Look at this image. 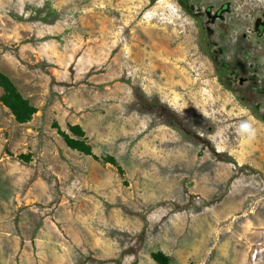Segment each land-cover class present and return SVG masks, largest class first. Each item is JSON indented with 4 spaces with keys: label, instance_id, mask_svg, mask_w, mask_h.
<instances>
[{
    "label": "rangeland",
    "instance_id": "1",
    "mask_svg": "<svg viewBox=\"0 0 264 264\" xmlns=\"http://www.w3.org/2000/svg\"><path fill=\"white\" fill-rule=\"evenodd\" d=\"M264 0H0V264H264ZM79 125L93 155L70 147Z\"/></svg>",
    "mask_w": 264,
    "mask_h": 264
},
{
    "label": "trees",
    "instance_id": "2",
    "mask_svg": "<svg viewBox=\"0 0 264 264\" xmlns=\"http://www.w3.org/2000/svg\"><path fill=\"white\" fill-rule=\"evenodd\" d=\"M1 84L6 88L7 95L5 102L12 109L13 113L16 115L17 120L24 122L31 119V115L34 112V108L30 105L27 99L23 98L18 92L11 80L5 76L0 75ZM70 130L74 132L77 130V138L72 137L67 133H64V138L67 144L77 149L78 151L93 155L92 147L88 143L85 132L81 129L79 125H69Z\"/></svg>",
    "mask_w": 264,
    "mask_h": 264
},
{
    "label": "flooded vegetation",
    "instance_id": "3",
    "mask_svg": "<svg viewBox=\"0 0 264 264\" xmlns=\"http://www.w3.org/2000/svg\"><path fill=\"white\" fill-rule=\"evenodd\" d=\"M256 27L261 31V33L264 31V17L263 19H258L256 21Z\"/></svg>",
    "mask_w": 264,
    "mask_h": 264
}]
</instances>
